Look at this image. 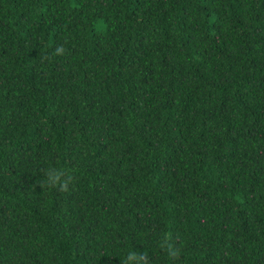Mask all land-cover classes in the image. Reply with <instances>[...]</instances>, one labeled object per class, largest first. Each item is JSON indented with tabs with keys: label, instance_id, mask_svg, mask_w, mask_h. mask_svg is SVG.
<instances>
[{
	"label": "trees",
	"instance_id": "obj_1",
	"mask_svg": "<svg viewBox=\"0 0 264 264\" xmlns=\"http://www.w3.org/2000/svg\"><path fill=\"white\" fill-rule=\"evenodd\" d=\"M129 250L264 264V0H0V264Z\"/></svg>",
	"mask_w": 264,
	"mask_h": 264
},
{
	"label": "clouds",
	"instance_id": "obj_2",
	"mask_svg": "<svg viewBox=\"0 0 264 264\" xmlns=\"http://www.w3.org/2000/svg\"><path fill=\"white\" fill-rule=\"evenodd\" d=\"M55 51L57 53H60L63 51V48L57 47ZM61 175H62L61 170L57 168H50L46 172L47 182L55 185L60 180ZM62 186L66 187V185H62ZM142 260H143L142 254L134 250H129L125 256L124 264H141Z\"/></svg>",
	"mask_w": 264,
	"mask_h": 264
}]
</instances>
